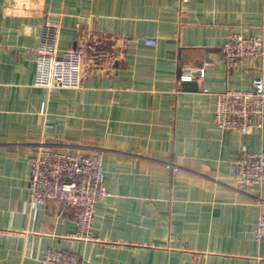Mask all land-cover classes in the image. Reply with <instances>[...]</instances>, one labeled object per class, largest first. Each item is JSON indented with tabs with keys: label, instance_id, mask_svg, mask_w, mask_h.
Masks as SVG:
<instances>
[{
	"label": "crops",
	"instance_id": "crops-1",
	"mask_svg": "<svg viewBox=\"0 0 264 264\" xmlns=\"http://www.w3.org/2000/svg\"><path fill=\"white\" fill-rule=\"evenodd\" d=\"M49 19L61 23L59 57L85 52L79 89L34 84ZM234 32L264 34V0H0V264H42L49 247L82 264H264L254 236L264 185L236 178L241 151H264V127L219 128L204 91L264 76V57L227 68L222 45ZM184 67H206L190 80L198 90L183 88ZM43 139L102 154L109 195L95 241L73 237V209H29Z\"/></svg>",
	"mask_w": 264,
	"mask_h": 264
},
{
	"label": "built area",
	"instance_id": "built-area-1",
	"mask_svg": "<svg viewBox=\"0 0 264 264\" xmlns=\"http://www.w3.org/2000/svg\"><path fill=\"white\" fill-rule=\"evenodd\" d=\"M186 1V0H185ZM45 33L36 47L37 67L34 84L49 89H79L83 86L84 50L70 48L57 55L58 31L61 23L48 20ZM146 43L155 44L154 39ZM228 69L241 66L245 60L264 57V34L231 33L222 45ZM206 67L181 69L179 80L190 81L205 76ZM215 98L214 122L221 129L249 134L264 127V76H256L248 89L227 88L222 91L204 89ZM105 170L99 152L69 153L48 146L43 139L30 159L29 209L37 210L47 201H55L75 211L76 231L73 237L95 241L93 223L97 204L109 195L105 186ZM236 178L242 188L264 185V151H241L236 160ZM29 236V235H28ZM27 236V238H28ZM256 240H264V216H258L254 228ZM42 264H82L75 254L59 248H47Z\"/></svg>",
	"mask_w": 264,
	"mask_h": 264
},
{
	"label": "water",
	"instance_id": "water-1",
	"mask_svg": "<svg viewBox=\"0 0 264 264\" xmlns=\"http://www.w3.org/2000/svg\"><path fill=\"white\" fill-rule=\"evenodd\" d=\"M182 86L186 90H198V83L196 81H183Z\"/></svg>",
	"mask_w": 264,
	"mask_h": 264
}]
</instances>
